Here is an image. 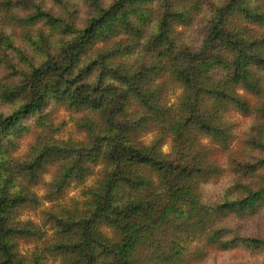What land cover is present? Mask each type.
<instances>
[{
	"label": "clouds",
	"instance_id": "9594fccd",
	"mask_svg": "<svg viewBox=\"0 0 264 264\" xmlns=\"http://www.w3.org/2000/svg\"><path fill=\"white\" fill-rule=\"evenodd\" d=\"M0 201V264H264V0H0Z\"/></svg>",
	"mask_w": 264,
	"mask_h": 264
},
{
	"label": "trees",
	"instance_id": "16d2710c",
	"mask_svg": "<svg viewBox=\"0 0 264 264\" xmlns=\"http://www.w3.org/2000/svg\"><path fill=\"white\" fill-rule=\"evenodd\" d=\"M5 210V205L3 201H0V213H2ZM171 211V208L168 209ZM149 214H152V209L148 210ZM161 215H165V213L161 212Z\"/></svg>",
	"mask_w": 264,
	"mask_h": 264
}]
</instances>
